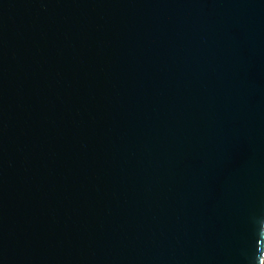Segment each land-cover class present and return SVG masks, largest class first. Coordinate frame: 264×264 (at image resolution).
<instances>
[{"label": "water", "instance_id": "1", "mask_svg": "<svg viewBox=\"0 0 264 264\" xmlns=\"http://www.w3.org/2000/svg\"><path fill=\"white\" fill-rule=\"evenodd\" d=\"M0 264H264V0H0Z\"/></svg>", "mask_w": 264, "mask_h": 264}]
</instances>
